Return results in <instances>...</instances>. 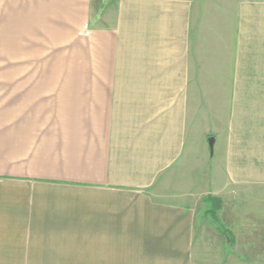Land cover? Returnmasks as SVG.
I'll return each mask as SVG.
<instances>
[{
	"label": "crops",
	"instance_id": "1",
	"mask_svg": "<svg viewBox=\"0 0 264 264\" xmlns=\"http://www.w3.org/2000/svg\"><path fill=\"white\" fill-rule=\"evenodd\" d=\"M244 199L264 234V0H0V264H244Z\"/></svg>",
	"mask_w": 264,
	"mask_h": 264
},
{
	"label": "rangeland",
	"instance_id": "2",
	"mask_svg": "<svg viewBox=\"0 0 264 264\" xmlns=\"http://www.w3.org/2000/svg\"><path fill=\"white\" fill-rule=\"evenodd\" d=\"M223 1H228V0H223ZM244 202L245 205L243 206V211L245 214L244 216L246 217L243 222L237 221L238 224L234 226L235 234L239 238V240H238V244L233 249L234 251L232 258L236 259L237 261H244V264H264V244H263L264 234L259 230L258 231L253 230L256 228L255 224L256 225L258 224V218L260 217L258 214L255 213L257 211H260L261 208L257 206L258 205L257 201H254L252 199H244ZM250 212H252L251 214H253V216H251V214L247 215ZM252 217H256V219H253ZM247 219L251 223L247 222ZM202 222H203L202 219L197 218V223H198L197 230L200 232L199 234H202V235L198 234V236H201L202 238L200 242H203V240H207L209 250H211L212 253L222 252L220 251L221 249L219 250L220 240L218 238V235L209 225L206 227L205 225L204 227L199 226ZM260 225H262L261 222ZM236 227H238L240 230L239 229L237 230ZM251 237H253L252 240L250 239Z\"/></svg>",
	"mask_w": 264,
	"mask_h": 264
},
{
	"label": "trees",
	"instance_id": "3",
	"mask_svg": "<svg viewBox=\"0 0 264 264\" xmlns=\"http://www.w3.org/2000/svg\"><path fill=\"white\" fill-rule=\"evenodd\" d=\"M201 203L202 211L200 217L207 220L214 227L215 231L221 235L224 242V251L225 253H230V249L235 244L234 236L220 222L216 215L217 211L221 208V200L213 196H206L201 200Z\"/></svg>",
	"mask_w": 264,
	"mask_h": 264
},
{
	"label": "water",
	"instance_id": "4",
	"mask_svg": "<svg viewBox=\"0 0 264 264\" xmlns=\"http://www.w3.org/2000/svg\"><path fill=\"white\" fill-rule=\"evenodd\" d=\"M209 147L212 148L211 140L209 141Z\"/></svg>",
	"mask_w": 264,
	"mask_h": 264
}]
</instances>
